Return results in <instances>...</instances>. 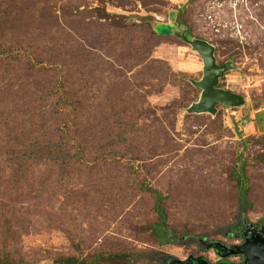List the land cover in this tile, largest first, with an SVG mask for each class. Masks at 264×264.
Listing matches in <instances>:
<instances>
[{
    "label": "rangeland",
    "instance_id": "1",
    "mask_svg": "<svg viewBox=\"0 0 264 264\" xmlns=\"http://www.w3.org/2000/svg\"><path fill=\"white\" fill-rule=\"evenodd\" d=\"M176 26L244 106L189 113L204 61ZM243 221L264 226V0H0V264H218L206 245L242 246Z\"/></svg>",
    "mask_w": 264,
    "mask_h": 264
},
{
    "label": "water",
    "instance_id": "2",
    "mask_svg": "<svg viewBox=\"0 0 264 264\" xmlns=\"http://www.w3.org/2000/svg\"><path fill=\"white\" fill-rule=\"evenodd\" d=\"M171 36L181 39L190 45L204 61L203 78L200 81H192L194 87L200 89L201 96L197 103L189 108L192 114H212L216 115L219 106L229 108H239L245 105L246 101L242 95L219 87L220 79L226 72L232 69V63L218 65L216 59V48L208 41L192 38L188 30H181L176 26ZM253 229H257L253 227ZM244 243L239 247H227L220 242H211L206 245L207 249H214L221 258L243 256L244 264H264V229L260 233L254 230L244 235ZM176 264H211L205 258H190L184 262ZM218 264H233L222 262Z\"/></svg>",
    "mask_w": 264,
    "mask_h": 264
},
{
    "label": "trees",
    "instance_id": "3",
    "mask_svg": "<svg viewBox=\"0 0 264 264\" xmlns=\"http://www.w3.org/2000/svg\"><path fill=\"white\" fill-rule=\"evenodd\" d=\"M177 23L182 24V21L177 18ZM233 179L236 182L237 186V196L239 201V212L243 218L247 217L248 211L250 210V201H249V178L246 173V160L242 154L238 157L237 166L234 168L232 175ZM156 194V193H155ZM157 204L156 210L159 214V223L157 225L156 233L161 240H165L171 238L173 235L171 231L168 230L167 227V215L165 209L162 205L163 198L160 195H157ZM137 255L135 254H114L109 256H97L95 258H77V257H61L56 260V264H101V263H118V262H127L131 263ZM13 264V263H8Z\"/></svg>",
    "mask_w": 264,
    "mask_h": 264
},
{
    "label": "flooded vegetation",
    "instance_id": "4",
    "mask_svg": "<svg viewBox=\"0 0 264 264\" xmlns=\"http://www.w3.org/2000/svg\"><path fill=\"white\" fill-rule=\"evenodd\" d=\"M253 227L257 228L256 230L253 229ZM239 228L241 229L240 231V235L242 237V242H244V235L249 232V231H252L254 230L255 232H258L260 233L262 229H264V226L263 225H250V224H247L245 223L244 221L239 225ZM223 244V243H222ZM224 245V244H223ZM227 246V245H225ZM227 247H233V246H227ZM223 259V258H222ZM227 258L223 259V261H221L220 263L222 262H227L225 261ZM228 263V262H227Z\"/></svg>",
    "mask_w": 264,
    "mask_h": 264
},
{
    "label": "crops",
    "instance_id": "5",
    "mask_svg": "<svg viewBox=\"0 0 264 264\" xmlns=\"http://www.w3.org/2000/svg\"><path fill=\"white\" fill-rule=\"evenodd\" d=\"M174 26V25H173Z\"/></svg>",
    "mask_w": 264,
    "mask_h": 264
}]
</instances>
